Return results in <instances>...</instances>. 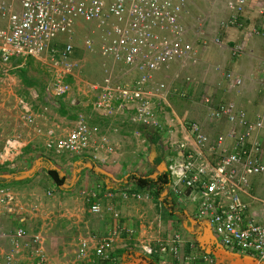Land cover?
<instances>
[{
  "label": "built area",
  "instance_id": "built-area-1",
  "mask_svg": "<svg viewBox=\"0 0 264 264\" xmlns=\"http://www.w3.org/2000/svg\"><path fill=\"white\" fill-rule=\"evenodd\" d=\"M187 3L188 0H0V65L7 67L13 61H20L15 68L21 67L28 59L41 63L48 73L42 113L59 111V99L71 93L82 65L74 57L77 45L72 37L67 42H56V39L60 34L74 33L76 27L86 29L84 50L94 52L98 46L107 66L104 80L89 82V91H85L87 96L92 94L90 104L94 113L104 119L121 114L124 121L134 126V133L139 137L143 134L139 126L163 130L166 123L173 124L174 116L168 117L169 110L173 109L171 97L189 95L188 90L157 78L164 71L178 72L196 52L195 40L190 39L191 28L184 22ZM228 6L231 15L224 25L240 24L238 15L243 11L245 0H231ZM197 21L193 26L196 39L204 32V23L201 19ZM254 32L264 35L259 28ZM216 41L220 43L219 39ZM242 53V45L233 48L234 56ZM118 65L125 75L133 73L130 83L116 79L114 71ZM224 79L229 89L243 84V78L232 71H226ZM260 89L264 92V79ZM202 101L210 120H226L230 128L211 137L201 122L175 118L178 125H173V137L168 138L171 158L166 167L170 177L166 194L197 201L198 218L206 222L219 243L253 256L254 264H264V219L255 217L250 202L245 199L249 197L264 207V193L253 195L251 191L253 176L264 179V140L261 139L264 113L253 120L232 102L216 103L210 95H205ZM20 103L26 121L35 123L39 113L33 103L25 98ZM90 119L87 113H78L74 126L62 134L53 127L47 128L46 150L77 157L89 154L94 160L106 162L109 155L116 153V145L106 128ZM178 130L182 133L180 137L175 136ZM98 190L91 191L88 200L92 214L103 218L106 209L114 213L115 208L104 206ZM130 195L128 191L123 193L124 198ZM133 196L143 198L139 193ZM23 208L14 188L0 186V240H8L11 245L10 251L2 254L0 264H26L21 256L28 237ZM13 215L19 224L7 231L2 219ZM122 230L118 223L104 236L82 238L77 257L81 261L91 256L115 259L114 243ZM128 231L129 234L136 232L132 228ZM180 241L181 235L176 233L143 243L139 248L148 256L167 253L176 256ZM26 245L34 254L29 264H51L40 234L34 235L31 244L26 242ZM188 259L213 262L210 257L197 253Z\"/></svg>",
  "mask_w": 264,
  "mask_h": 264
},
{
  "label": "crops",
  "instance_id": "crops-1",
  "mask_svg": "<svg viewBox=\"0 0 264 264\" xmlns=\"http://www.w3.org/2000/svg\"><path fill=\"white\" fill-rule=\"evenodd\" d=\"M229 1L231 0H224L223 3L218 0L204 3L205 8H203V5H199L200 3H196L195 0H188L184 22L191 28L190 39L195 40L196 52L178 72L164 71L158 73L157 78L169 81L173 86L175 85L174 87L188 90L189 95L171 97L173 109L169 110L168 117L174 116L173 124L166 123L164 130L156 132L139 126L138 128L143 132L139 137L134 133V126L129 121H124L121 114L110 119L99 117L92 110L89 101L88 103L84 101L83 94L75 96L73 91L65 98L59 99V111L51 110V114L57 115L59 120H47L46 123L49 125L46 128L53 127L56 132L65 133L74 126L78 113L85 112L91 117L92 123L98 122L106 128L111 141L116 145V153L109 155L106 162L94 160L89 154L74 157L67 162L66 164L71 165L76 171L72 175L74 181L68 174V182L55 187L53 186L55 183L50 177L48 178L52 185L50 190L59 191L69 190L72 182L78 181L82 184L90 177L94 181L90 186L92 190L89 191L99 189V196L104 206L106 204L117 206L124 217L126 224L124 227L136 231L135 236L130 237L123 229L121 237L116 241L113 255L117 257L119 264H150L149 259L155 264H254L256 261L253 256L238 253L217 241L206 222L198 218L197 201L168 196L166 188L159 196L160 198L166 196L163 208L159 209L157 198L153 196L151 188L140 187L133 178L134 176L157 178L158 174L166 170L171 158L168 138L173 137V125H178L175 118L185 122H201L211 137L229 130L230 125L226 120L216 122L207 117V107L202 101L205 95L213 97L216 103H234L237 109L246 111L253 120L264 113V92L260 89L261 81L264 79L262 73L264 35L254 32L256 28L264 31V0H245L243 11L238 15L240 24L224 25L231 15ZM200 19L206 26L207 23H212L214 27L208 29L207 35L203 32L202 39H196L193 26L197 25V20ZM217 39L220 43L216 41ZM198 40L201 42H197ZM239 44L243 47V53L238 57L233 55V48ZM226 71L241 76L242 86L229 89L224 79ZM187 78L190 79L189 82L186 81ZM75 83H79L78 79L74 80V86ZM161 118L165 119L164 116ZM115 126L119 128L118 131L112 129ZM175 136L180 137L182 133L179 130L175 131ZM262 138L264 140V135ZM126 190L143 194V198L139 200L130 196L129 199H124L123 193ZM251 191L253 195L263 194L264 179L253 176ZM35 192L41 193V186H36L31 193ZM49 193L51 195L52 191ZM245 199L250 202L251 212L255 217L259 220L264 219V207L249 197ZM21 205L23 206L22 203ZM24 212L23 215L27 219L28 213ZM112 225L110 224L105 230L101 228L99 230L101 233H107ZM176 233L181 235L179 252L176 256L174 253L148 256L139 248L143 243L162 237L168 238ZM196 253L210 257L213 262L188 259Z\"/></svg>",
  "mask_w": 264,
  "mask_h": 264
},
{
  "label": "rangeland",
  "instance_id": "rangeland-1",
  "mask_svg": "<svg viewBox=\"0 0 264 264\" xmlns=\"http://www.w3.org/2000/svg\"><path fill=\"white\" fill-rule=\"evenodd\" d=\"M214 1L217 0H195L196 3H200L199 5H203V8H205L204 3H212ZM218 2L223 3L224 0H218ZM201 12L203 11L201 10ZM212 27H214L212 23H207V26L204 24L205 35L209 32L208 29ZM86 34V29L76 27L72 34H60L56 42H67L72 37V42L77 45L75 57L78 61H81L82 67L78 74L79 83H75L72 91L75 96L82 93L85 97L84 101L91 103L93 100L90 98L92 94L90 96L85 94V91H89L88 83H101L106 76L105 68L107 66L104 65L98 46L94 52L84 50L83 41ZM197 42H201V40ZM17 64H20V61H13L7 67L0 65V167L14 168L23 174V176L18 178L17 185H12L18 193L19 203L21 202L23 207L25 206L24 213H28L26 219L28 237L23 244L21 254L23 261L29 264L34 258V254H32L31 248L26 245V242L31 244L33 236L40 234L45 243L51 264H111L110 261L112 260H115L112 261L113 264H119L115 256V259L112 260H102L91 256L82 261L77 257V250L82 238L92 239L93 237L104 236L118 223L127 233L131 228L124 227L126 225L124 224V217L116 205H112L115 208V212L113 213L111 210L106 209L103 218L92 214L88 195L91 192L89 190H92L90 186L94 180L90 177L82 184L78 181L72 182V187L69 190H50L52 185L45 167L48 164L57 167L61 171L68 173L69 176L71 175L70 178L74 181L72 175L76 171L72 169L71 165L69 166L66 163L77 156L70 154L56 155L46 150L44 143L46 140V127L49 125L46 122L50 119L59 120L57 115H52L50 112L47 114L42 113L43 86L48 79V73L41 63L34 59H28L21 67L25 66L27 68L29 78L40 81L37 86H28L22 81L20 68H15ZM5 68H8L6 72L4 71ZM121 69V65L116 67L114 71L116 79L130 83L134 77L133 73L125 75ZM35 93H38L39 98L35 99ZM21 98L33 103L35 111L39 113L35 123H29L24 118L20 103ZM39 157H41L40 160ZM47 160H49L48 163ZM33 172L34 174H32ZM36 186H41V193H31ZM53 186L57 187L55 184ZM50 191H52L51 195ZM128 193H131V197L136 198L133 194L137 192H131L130 190ZM159 198L156 199V203L161 209L166 198L163 201H159ZM184 200H188V198L184 197ZM108 206H111V204ZM15 216L3 217V225L7 231H12L19 224V220ZM110 224L113 227L107 233L100 232L99 228L105 230ZM122 233L123 230L120 232L119 238ZM129 235L130 237L135 236L134 233ZM10 249L11 245L8 240H0V258L4 252H9Z\"/></svg>",
  "mask_w": 264,
  "mask_h": 264
},
{
  "label": "trees",
  "instance_id": "trees-1",
  "mask_svg": "<svg viewBox=\"0 0 264 264\" xmlns=\"http://www.w3.org/2000/svg\"><path fill=\"white\" fill-rule=\"evenodd\" d=\"M18 68H20L19 70H20V76L22 78V81L26 85L37 86L40 84V81L28 77L27 68L25 66L18 67ZM155 131L160 132L161 130H155ZM158 163H160V161H158ZM45 169H46L45 170L46 173L49 175L51 180L56 185L62 186L68 182V177H69L68 173H65L64 171L59 170V168L51 166L49 164L45 167ZM20 176H23V174L16 171L14 168L0 167V186L12 187V185H17V181ZM133 178H134V181H136V183L140 187L142 188L150 187L153 196L156 198H158L162 194V192L167 188L168 184L170 183V177L166 170L158 174L157 178H151L149 176H141V177L134 176ZM148 262H150V264H155L150 259Z\"/></svg>",
  "mask_w": 264,
  "mask_h": 264
}]
</instances>
